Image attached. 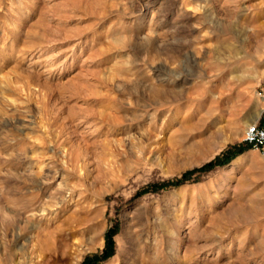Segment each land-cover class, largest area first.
Returning a JSON list of instances; mask_svg holds the SVG:
<instances>
[{"label":"rangeland","instance_id":"374dc122","mask_svg":"<svg viewBox=\"0 0 264 264\" xmlns=\"http://www.w3.org/2000/svg\"><path fill=\"white\" fill-rule=\"evenodd\" d=\"M256 123L264 0H0V264H264Z\"/></svg>","mask_w":264,"mask_h":264},{"label":"built area","instance_id":"2783aa9c","mask_svg":"<svg viewBox=\"0 0 264 264\" xmlns=\"http://www.w3.org/2000/svg\"><path fill=\"white\" fill-rule=\"evenodd\" d=\"M244 142L252 147V149L264 152V127L259 123L249 125L245 129Z\"/></svg>","mask_w":264,"mask_h":264},{"label":"bare ground","instance_id":"6f19581e","mask_svg":"<svg viewBox=\"0 0 264 264\" xmlns=\"http://www.w3.org/2000/svg\"><path fill=\"white\" fill-rule=\"evenodd\" d=\"M229 1V0H228ZM160 94L161 92H159V91H157V92H155V94ZM154 115H156V114H154ZM165 115V113H161V117L160 116H158L157 118H155L154 117V119H152L151 120V118H150V124H148L149 126V130H148V132L147 133H149L150 132V127H152L151 128V130H159V129H162L163 127H164V122H162V117H165L164 116ZM150 116H152V115H150ZM140 118H143V116H141ZM167 118V117H166ZM138 119V118H137ZM139 121V120H138ZM175 121V120H174ZM143 123V122H142ZM216 123V122H215ZM170 124V123H169ZM131 129V128H130ZM148 129V128H147ZM154 132V131H153ZM146 133V134H147ZM151 133V132H150ZM186 139V138H185ZM184 139V140H185ZM192 145V144H191ZM194 145V144H193ZM110 264H113V262H111Z\"/></svg>","mask_w":264,"mask_h":264}]
</instances>
